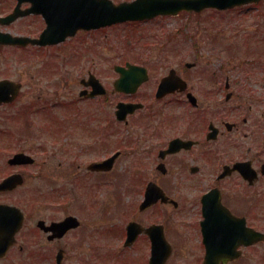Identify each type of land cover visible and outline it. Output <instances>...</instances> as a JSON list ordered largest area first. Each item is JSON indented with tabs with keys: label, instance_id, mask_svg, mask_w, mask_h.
I'll return each instance as SVG.
<instances>
[{
	"label": "flooded vegetation",
	"instance_id": "flooded-vegetation-1",
	"mask_svg": "<svg viewBox=\"0 0 264 264\" xmlns=\"http://www.w3.org/2000/svg\"><path fill=\"white\" fill-rule=\"evenodd\" d=\"M160 18L46 45V10L0 0V38L21 39L0 43V264H264V67L187 62L157 98L144 66L118 89L128 54L110 41Z\"/></svg>",
	"mask_w": 264,
	"mask_h": 264
},
{
	"label": "rangeland",
	"instance_id": "rangeland-1",
	"mask_svg": "<svg viewBox=\"0 0 264 264\" xmlns=\"http://www.w3.org/2000/svg\"><path fill=\"white\" fill-rule=\"evenodd\" d=\"M261 35L264 36V1L259 6L253 5L245 9H211L199 14L183 13L178 17L162 18L151 24L129 27L126 28L124 37L117 35L110 41L111 47L108 49L130 54V61L156 68L154 76L160 77L167 75L171 67L184 68L187 62H200L201 66L213 68H229L232 65L264 67V45L252 42L253 51H260L254 55H248L247 51L250 49L246 47V43L250 42L247 41L249 37L260 39ZM230 75L233 78L241 77L235 74V71ZM262 76V72L258 71V84H261ZM46 94L48 98L51 97V93ZM21 106L23 103L18 105ZM8 110L6 113L11 109ZM55 110L57 113L59 108ZM3 112L4 110H1L0 114ZM28 146L30 147V143ZM55 151L52 148L49 155L56 156L58 175L60 169L58 154L53 153ZM56 193L54 191L53 194ZM42 201L43 199L36 200L31 204L29 210L35 218H43L49 213L48 210L45 213ZM59 215L58 213L56 216Z\"/></svg>",
	"mask_w": 264,
	"mask_h": 264
},
{
	"label": "water",
	"instance_id": "water-1",
	"mask_svg": "<svg viewBox=\"0 0 264 264\" xmlns=\"http://www.w3.org/2000/svg\"><path fill=\"white\" fill-rule=\"evenodd\" d=\"M53 2L52 6L46 5V12L58 11V10H67V11H75L79 8L78 0H49ZM100 1V0H99ZM259 0H137L133 3L122 4L119 6H113L109 4L105 8L101 7V1L99 2V11L106 13H99L98 18L95 17V25L104 24V23H115L125 20H142L153 18L157 15H172L177 14L181 11H196L201 12L202 10L215 7L218 9H228L233 8L235 6H239L242 4L255 2ZM96 3V1H95ZM47 4V0H46ZM94 8L97 9V5H94ZM93 8V9H94ZM76 17V16H75ZM63 18V17H62ZM71 18V17H69ZM46 19L48 21V27L46 28V43H58L66 38L69 33L73 32L77 28L86 27L84 25H78L77 23L64 25H56V19H60V17H53L51 15H46ZM75 19V18H72ZM130 66V65H128ZM138 67L130 66L128 71H123V77L117 83L119 89L120 86H127L125 91H135L137 85L141 82L139 78H137L138 72L136 71ZM173 74V73H172ZM170 75L163 79L160 87L158 96H163L166 93L172 91L174 88L176 79L173 75ZM132 76V77H131ZM131 77V79H129ZM135 77V78H134ZM132 106V105H128ZM10 182V181H9ZM153 187L148 189V194H152ZM0 211L3 213L6 212L5 209L1 208ZM5 207V206H3ZM22 216L19 214V223L18 226H21ZM39 225H43V223H39ZM5 251V249L3 250Z\"/></svg>",
	"mask_w": 264,
	"mask_h": 264
}]
</instances>
